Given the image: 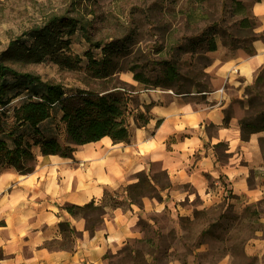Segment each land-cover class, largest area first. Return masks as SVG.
<instances>
[{"label": "rangeland", "instance_id": "obj_1", "mask_svg": "<svg viewBox=\"0 0 264 264\" xmlns=\"http://www.w3.org/2000/svg\"><path fill=\"white\" fill-rule=\"evenodd\" d=\"M242 1L252 3V0ZM228 3L229 0H203L198 5L194 0H0V54L13 40L31 43L32 39L23 32L41 26L53 14L78 16L87 21V30L95 39L107 42L126 35L131 38L128 53L117 59L118 69L109 79L99 81L86 74V51L90 49L97 57L101 53L99 49L90 48L80 29L70 36L69 52L80 58L75 68L60 67L49 56L41 62L8 59L5 64L18 72L37 75L41 81L60 83L67 94L77 87L124 88L132 94L130 108L143 109L144 103L153 102L151 113L154 106L164 103V94L224 90L231 97L225 114L239 120L245 114L241 78L237 76L234 82H228L229 79L218 74V68L224 60L247 53L240 49L232 52L221 45L212 52L206 51L204 44L193 49L190 46L191 40L198 38L206 25L220 17L224 19L221 27L228 29L234 19L228 17ZM261 24L259 20L256 31H263L258 29ZM174 44H181L184 49L172 50ZM171 58L184 77L171 88L145 86L134 80L133 72L128 70L131 65H140L137 70L154 78L158 75L155 62ZM7 79L12 85L7 95L12 99L0 106V122L5 128L11 125L13 107L19 105L27 93L19 90L20 81L15 77L8 75ZM148 95L153 98L148 100ZM48 122L49 127H42L48 132L55 125L54 135L62 142L64 128L58 114L53 113ZM161 122L156 120L150 126L138 127L130 119L128 143L101 140L76 146L77 153H73V158L78 157L73 160L74 166L86 169L101 164L103 171L113 177L112 182L104 185L102 200H93L95 205H104V213L89 214V217L102 218L95 221L94 231H103L106 240L115 237L107 242L104 263L264 264V194L260 195L255 189L264 183V170L260 173L256 159L243 158L240 162H245L248 168L247 175H243L245 183L241 184L242 175L235 174L237 177L233 180L224 171L230 162L226 143L204 142L190 157L197 159L200 151L212 150L215 158L211 172H202V177L195 181L186 180L176 171L173 172L175 177H171L168 163L179 159L178 148L174 146L177 136L169 132L159 137ZM137 128L144 131L140 134ZM216 129L210 122L202 123L201 130L208 135H216ZM184 135L185 132L180 137ZM230 135H234V131L231 130ZM152 136L156 140L160 138L152 149L154 153H142L144 144L140 142ZM260 136H264V132L257 134L258 146ZM237 150L243 154L246 151L241 146ZM260 152L263 165L261 147ZM41 164H46V160L36 156L33 170ZM139 178V186L127 188ZM77 215L84 216V213ZM76 235L75 231L74 239ZM71 238L72 234L66 236L65 242L74 246L76 242Z\"/></svg>", "mask_w": 264, "mask_h": 264}, {"label": "trees", "instance_id": "obj_2", "mask_svg": "<svg viewBox=\"0 0 264 264\" xmlns=\"http://www.w3.org/2000/svg\"><path fill=\"white\" fill-rule=\"evenodd\" d=\"M198 5L203 0H194ZM260 0H252V3ZM242 0H229L228 17L234 18L228 24V29L221 27L224 20L220 17L206 25L198 35L191 40V48L204 44L205 50L212 52L218 47H228L230 51L242 50L249 55L256 53L253 41H264V30L256 31L259 25L258 17L253 14L251 4ZM80 29L90 48L99 49L100 57L89 49L85 55L87 63L85 71L92 79L104 81L115 74L118 69V58L128 53L131 38L129 35L104 42L95 39L87 30V21L73 15L53 14L41 26H35L23 32L24 36L32 39L31 43L13 40L0 54V106L7 105L12 96L7 91L12 87L7 76H13L20 81L19 90L27 93L19 105L12 109V121L9 128L0 122V170L13 167L19 173L27 174L33 170L35 161L34 149L43 156L57 154L71 158L76 146L94 142L108 136L113 143L130 140V119L138 127H145L150 119V109L153 102L144 103L143 109L130 108L132 94L124 88H75L68 93L63 85L57 82L41 81L37 75L21 73L5 64V60L41 62L49 56L56 64L64 68H75L80 58L69 52L70 36ZM220 38V39H217ZM184 49L181 44L173 46L172 50ZM158 75L147 77L143 71L137 70L140 65H131L128 70L133 72V79L145 86H161L171 88L182 80L178 64L171 59L156 61ZM264 68L257 72L252 84L245 87V114L239 119L240 138L248 140L253 133L264 132ZM187 80V79H186ZM20 92V91H19ZM186 92V91H185ZM188 92V91H187ZM180 93V92H176ZM53 113L58 114V121L63 124L64 138L60 142L55 133V125L46 132L41 124L49 120ZM229 116L225 114L224 124ZM159 121L156 126L159 125ZM49 127V126H48ZM47 127V128H48ZM259 146L264 153V136L259 137ZM146 182L150 183L147 178ZM137 182L127 188L137 187ZM63 208L70 214L84 213L86 229L93 232L95 221L102 220L89 217V214L104 213V205L94 204L91 200L82 205L65 203ZM60 230L65 236L75 231L66 221L59 223ZM66 238V237H65ZM64 241L60 246L71 248Z\"/></svg>", "mask_w": 264, "mask_h": 264}, {"label": "crops", "instance_id": "obj_3", "mask_svg": "<svg viewBox=\"0 0 264 264\" xmlns=\"http://www.w3.org/2000/svg\"><path fill=\"white\" fill-rule=\"evenodd\" d=\"M251 8L262 22L258 29L264 30V0L252 3ZM253 46L255 54L242 53L228 58L218 68V74L229 79L228 82H234L237 76L241 78L244 86L242 91L246 85L253 83L257 72L264 68V41L256 39ZM153 96L162 98L159 95ZM147 97L148 100L153 98L149 95ZM162 101L163 104L152 108L147 125L162 120L159 137L169 132L177 136L174 146L178 148L175 153L179 159L168 163L171 177H175L173 172L176 171L180 176L186 177V180L195 181L202 177V172H211L215 158L212 150L200 151L197 159L190 157L204 142L212 145L226 143L225 149L230 162L228 167H224V171L233 180H236L235 174H240L241 184L245 183L243 175H247L248 167L245 162H240L243 158L256 159V167L260 173L263 172L258 133L251 134L244 141L240 138L239 120L235 116H230L227 124H224L225 110L231 103L230 94L226 91L214 89L208 92L164 94ZM204 121L216 125V135H208L201 130ZM48 123L46 120L41 126H48ZM231 130L234 135H230ZM137 131L141 134L144 130L137 128ZM183 132L186 135L180 137ZM135 136L138 139V134ZM101 140L112 142L108 136H104L83 145ZM157 140L153 136L142 140L140 143L144 145L141 152L151 154ZM240 146L246 149L244 154L237 150ZM35 155L46 160V164L37 165L27 174L19 173L13 167H5L0 172V264H105L103 258L108 249L107 242L113 241L115 237L110 236L106 240L102 235L103 231L99 230L90 235L85 219L68 213L63 205H82L91 200L100 202L104 196V185L112 182L113 177L103 171L101 164L95 165V168L88 166L86 169L74 166L73 160L78 157L68 158L57 154L43 156L38 149ZM255 189L263 195L264 183L258 184ZM61 221L68 222L77 233L75 239L72 234L71 239L76 244L71 248L60 246V242L66 237L59 227Z\"/></svg>", "mask_w": 264, "mask_h": 264}]
</instances>
